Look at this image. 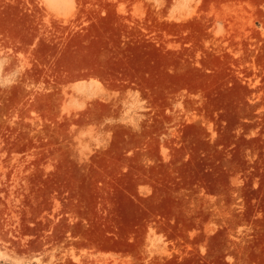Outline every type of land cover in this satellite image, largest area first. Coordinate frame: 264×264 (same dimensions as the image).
Instances as JSON below:
<instances>
[{"label":"rangeland","instance_id":"1","mask_svg":"<svg viewBox=\"0 0 264 264\" xmlns=\"http://www.w3.org/2000/svg\"><path fill=\"white\" fill-rule=\"evenodd\" d=\"M0 264H264V0H0Z\"/></svg>","mask_w":264,"mask_h":264}]
</instances>
